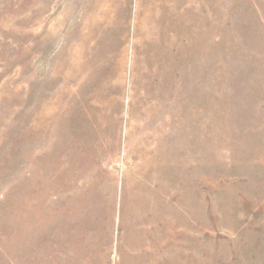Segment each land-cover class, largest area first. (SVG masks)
Returning a JSON list of instances; mask_svg holds the SVG:
<instances>
[{
    "label": "rangeland",
    "instance_id": "obj_1",
    "mask_svg": "<svg viewBox=\"0 0 264 264\" xmlns=\"http://www.w3.org/2000/svg\"><path fill=\"white\" fill-rule=\"evenodd\" d=\"M85 1L63 0L56 34L42 0H0V264H264V0H202L199 51L186 31L167 200L127 154L139 0L106 4L95 43L107 112L91 115L109 141L74 167L70 120L49 123Z\"/></svg>",
    "mask_w": 264,
    "mask_h": 264
},
{
    "label": "bare ground",
    "instance_id": "obj_2",
    "mask_svg": "<svg viewBox=\"0 0 264 264\" xmlns=\"http://www.w3.org/2000/svg\"><path fill=\"white\" fill-rule=\"evenodd\" d=\"M111 2L113 0L84 2L78 9L81 21L74 24L71 30V34L78 35L79 44L72 57L67 55L61 61V56L70 52L71 44H74L67 38L68 41L60 48L61 54L55 58L52 66L55 74L50 83L54 86L60 83L62 87L53 92L49 123L60 125L61 120H70V153L75 157L74 167L87 163L95 150L109 141L102 126L92 117L91 110L107 112V108L95 100L97 88L92 76L96 72L93 67L95 43L99 39L100 30L107 23L105 5ZM62 3L63 0H42L45 30L52 23L53 30L58 33ZM201 9L202 0H139L137 5L127 154L133 161L141 159L146 163L136 174V184L141 183L147 175L148 185L164 199L165 193L158 186L159 180L169 174L171 155L176 147L173 136L178 134L174 130L178 115L173 112L172 103L177 101L178 93L182 101L185 97L184 76L180 68L184 62L186 31L193 25L195 47L199 51ZM67 71L69 74H65ZM84 120L92 132L90 139L82 134ZM179 120L182 121L180 133L183 138L184 118ZM184 184V165L181 164V188Z\"/></svg>",
    "mask_w": 264,
    "mask_h": 264
}]
</instances>
